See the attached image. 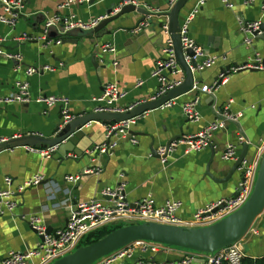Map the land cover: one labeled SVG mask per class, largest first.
I'll return each mask as SVG.
<instances>
[{
  "label": "crops",
  "instance_id": "1",
  "mask_svg": "<svg viewBox=\"0 0 264 264\" xmlns=\"http://www.w3.org/2000/svg\"><path fill=\"white\" fill-rule=\"evenodd\" d=\"M64 1L27 0L19 11L15 28L10 30L0 24V36L6 39L4 51L18 53L22 57V63L18 64L0 56V98L13 93L17 82H28L33 97L28 104L0 105V137L10 139L13 144L10 149H0V190L6 189L5 177L12 178L14 191L34 176L44 178L38 186L17 192L14 196L16 208L0 217V261L11 252L33 250L41 243L29 225L31 217L42 219L47 234L53 233L64 227L75 205L99 198L102 189L114 188L120 183L125 185L126 198L131 202L148 196L153 197L157 205L167 200L180 201L182 208L177 216L182 221H189L199 209L228 199L236 192L241 178L238 169L226 182H217L226 178L235 163L222 161L225 146L238 145L237 138L241 136L248 146L245 158L251 159L264 141V73L250 70L231 72L257 55L264 57V36L252 37L251 42L246 43L244 32L245 23L260 21L264 24V0H229L231 8L220 0H207L191 21L189 36L196 45L215 57L211 67L194 74L197 83L212 85L221 73L230 71L226 81L213 95L189 92L175 99L168 109L146 112L131 128L130 138L117 140L111 155H87L94 147L108 142V126L100 122L87 124L82 130L84 137L76 146L83 151L82 159L73 153H67V157L55 153L52 158L43 159L28 152L26 147L45 149L41 143L30 139L50 140L62 124L60 108L46 110L42 104L34 102L37 96L68 97L71 113L77 119L93 113L92 99L99 97L108 83H116L126 92V97L117 102L120 108L150 99L158 87L151 73L156 61L162 57L161 49L166 39L161 29L168 19L161 15L167 13L175 2L140 0L146 7L157 11L140 32L135 30L146 15L134 12L107 24L96 33L63 36L61 39L69 42L46 46L37 41L42 34L44 20L54 16L62 19L74 16L87 22L105 17L120 2L95 0L59 9ZM198 1L189 0L181 9L180 26ZM31 19L36 22H31ZM23 36L27 40L18 42L17 38ZM103 45H112L115 54H103L100 50ZM196 61L200 62L199 59ZM45 66L54 71L42 72ZM26 67H38L40 71L26 78L23 73ZM138 82L142 85L136 88ZM196 97L199 98L200 119L193 123L183 115L182 106ZM224 107L241 117L216 132L207 149L185 155L183 149L178 148L167 155L165 162L159 156H153V151L157 155L158 149L174 139L199 132L216 120L217 112ZM133 138L137 140L136 145L130 141ZM243 146L238 147V157ZM86 171L93 173L85 174ZM69 177L76 181L66 180ZM54 185L60 191L55 193ZM252 227L257 234L248 232L241 241V247L245 257L256 260L264 258V214ZM145 256L136 255L113 264H138L148 260L156 264H173L183 256V252L171 249L167 253ZM191 264L203 263L195 260Z\"/></svg>",
  "mask_w": 264,
  "mask_h": 264
},
{
  "label": "built area",
  "instance_id": "2",
  "mask_svg": "<svg viewBox=\"0 0 264 264\" xmlns=\"http://www.w3.org/2000/svg\"><path fill=\"white\" fill-rule=\"evenodd\" d=\"M27 0H0L2 14L0 15V24L7 29L15 28L19 20V11L23 8ZM207 0H199L194 10L183 21L179 29V37L183 51L184 61L189 64L191 58L186 55V50H192L194 59L200 60L196 71L200 72L211 67L215 63V57L208 54L202 47L195 44L189 36V26L195 15L198 13L201 5ZM226 7L231 8L229 0H220ZM90 3V0H65L64 4L59 7L63 9L75 3ZM176 0H171V4ZM125 6H133L135 9L143 8L148 12L138 27L136 32L148 26L152 16L157 14V11L143 5L140 0H120L119 5L114 8L112 14L118 13ZM150 9L148 11V9ZM264 8V6H263ZM105 17L93 19L91 21H82L74 16L67 19H62L59 16L44 20L42 25V34L37 38V41L43 42L46 46L60 45L61 38L51 40L47 38V33L50 28H55L61 36L73 30L89 31L94 29ZM168 22L162 26V33L166 37L164 45L161 49L162 57L156 61L151 73L157 82V91L155 95L148 100L132 104L126 108L117 106V102L126 97V92L122 90L116 83H108L104 85L102 93L99 97L93 98L94 113H124L131 111L136 106L147 101H154L165 95L168 91L179 87L184 80V73L179 66L174 52V44L171 39V34L168 28ZM60 25V26H59ZM260 21L253 23H245L244 32L246 34V43H250L253 33L259 30ZM244 26V25H243ZM27 40L26 36L18 37L17 41ZM6 41L4 36H0V56L6 57L8 60H13L18 64L22 63V57L18 53H8L3 49V44ZM54 41V42H52ZM103 54H115V49L112 45H103L100 48ZM114 66L116 63L113 64ZM21 67H19L20 69ZM246 70H255L264 73V57L257 55L254 59L247 61L245 64L231 69L232 73H237ZM40 68L26 67L23 69L26 78L38 74ZM41 71H54V69L45 66ZM229 72L221 73L217 81L212 85H200L194 81L191 92H199L201 94L213 95L218 89V86L224 83L229 75ZM142 82L136 84V88L140 87ZM15 91L7 97L0 98V105L11 104H28L33 100L30 93L28 82H17L14 85ZM174 100L165 103L160 109H168L173 106ZM34 102L42 104L45 109L59 107L61 113L62 128L65 124L74 119L71 113V101L68 97L62 95H39L34 99ZM199 98L196 97L192 101L185 103L182 106V113L190 122L199 121L198 111ZM217 119L209 123L199 132L194 135L183 137L179 140H174L169 146L161 147L157 150L159 158L165 162L169 153L182 148L185 155L192 152H200L207 149L211 143L213 135L216 132L225 129L226 124L236 122L241 115H234L229 112L228 107H224L217 112ZM137 118H132L117 124L108 126L106 139L107 143L94 147L87 155L106 154L111 155L117 146L118 139L130 138L129 132L136 124ZM128 138V139H129ZM238 145L227 144L221 155L222 161H236L238 158V147L245 145V139L238 136ZM10 141L8 138L0 137V146L5 145ZM133 145L137 144L136 139L130 140ZM30 153L38 154L43 159H50L56 153L57 147L45 149L25 148ZM264 153V141L258 148L257 154L251 159H244L238 168L241 173V178L238 183L234 196L228 199H221L217 202H212L194 213L191 220L182 221L178 218L177 213L182 208V203L176 200H167L162 205H157L153 197L148 196L137 201H128L125 194V185L120 183L114 188L106 187L100 191L99 198L92 199L88 202L78 203L69 212L64 227L53 233L47 234V229L42 219L39 217H31L29 225L36 235L41 238V243L33 250L25 252H11L0 264H52V262L61 259L62 257L72 253L80 247V244L91 234L99 230L105 229L107 226H115L118 223L123 224H140L146 222L182 226L187 228H198L212 225L230 214L238 210L250 197L262 155ZM85 174H92L93 171H86ZM66 180L76 181L75 178L69 177ZM44 178L34 176L30 180L24 182L17 187V190H12V178L5 177V190H0V217L5 213L12 212L16 208L14 196L17 192H23L26 188L35 187L41 184ZM54 192L60 191L57 186H53ZM66 194L68 191H65ZM55 195L53 194L52 199ZM67 199L65 202L67 203ZM65 203V204H66ZM256 235L257 230L253 227L249 230ZM176 249L149 241H137L124 248H121L112 254L98 260L94 264H113L118 261H125L138 255L139 257H152L156 254L168 252ZM180 249H178L179 251ZM74 252V251H73ZM183 256L173 264H191L195 260L202 261L203 264H242L245 258L241 241L233 243L227 247L221 248L212 253L196 252L182 250ZM145 256V257H146ZM144 258V257H143ZM138 264H156L148 261H139Z\"/></svg>",
  "mask_w": 264,
  "mask_h": 264
},
{
  "label": "water",
  "instance_id": "3",
  "mask_svg": "<svg viewBox=\"0 0 264 264\" xmlns=\"http://www.w3.org/2000/svg\"><path fill=\"white\" fill-rule=\"evenodd\" d=\"M94 1L95 0H90V3ZM188 1L189 0H176L170 10L161 15L163 17H167L168 19V28L174 44L175 58L184 73L183 83L179 87L168 91L157 100L142 103L131 111L124 113L93 112L83 117L73 119L62 128H58L56 135L50 140L41 138L30 140H35L41 143L44 148L56 146V153H59L61 157H67V153H73L75 157L82 159L84 156L83 151L77 149L76 146L79 140L84 137L82 130L87 124L100 122L103 125L110 126L132 118H137L146 112L159 109L165 103L191 92L195 81L194 74L197 73L196 69L198 67V63L194 59V53L192 50H186V55L191 58L189 64L184 61L179 37V13ZM113 10L114 8L109 10L106 15L107 17L94 29L89 31L73 30L67 32L63 36H69L72 34L87 35L86 33L91 32L96 33L102 30L107 24L121 18L124 15L134 12L148 15V12L145 9H135L133 6H125L116 14H112ZM31 22L34 23L36 20L31 19ZM260 35L264 36V24H261L259 30L253 33L254 37ZM63 36L57 33L55 28H50L47 33L48 39L62 38ZM65 42L69 41H63L61 39V43ZM170 143H168L167 146H169ZM11 144L12 141H9L7 144L1 145L0 149H10L13 145ZM247 152L248 146L244 145L238 159L235 161L226 178L217 181L218 183L226 182L232 176V174L240 167L242 161L247 155ZM152 154L153 156L158 157L154 151ZM207 175L210 176V174ZM263 214L264 154L260 161L256 181L250 197L238 210L226 218L212 225L198 228H187L152 222L129 224L112 231L96 242L77 248L74 252L54 261L52 264H94L98 260L137 241H149L187 251L212 253L233 243L242 241L252 228L256 219Z\"/></svg>",
  "mask_w": 264,
  "mask_h": 264
},
{
  "label": "trees",
  "instance_id": "4",
  "mask_svg": "<svg viewBox=\"0 0 264 264\" xmlns=\"http://www.w3.org/2000/svg\"><path fill=\"white\" fill-rule=\"evenodd\" d=\"M126 225H123V226H126ZM123 226H118V225L117 226H113V229L111 231L110 230H106V229L99 230L96 233H93V234L89 235L84 240L83 246H86V245H89V244H91L93 242H96L97 240L103 238L104 236L108 235L112 231H114V230H116L118 228H121ZM242 264H264V258L253 260V259H251L249 257H245L243 259V261H242Z\"/></svg>",
  "mask_w": 264,
  "mask_h": 264
},
{
  "label": "rangeland",
  "instance_id": "5",
  "mask_svg": "<svg viewBox=\"0 0 264 264\" xmlns=\"http://www.w3.org/2000/svg\"><path fill=\"white\" fill-rule=\"evenodd\" d=\"M123 225H126V224L118 223V226H123ZM115 226H117V225H115ZM105 229L111 231V230L113 229V226H112V225H111V226L109 225V226L105 227ZM245 237H246V236H245ZM245 237H244V238H245ZM244 238H243V239H244ZM243 239H242V240H243ZM83 242H84V241H83ZM83 242L80 244V246H83ZM174 248H176V247H174ZM176 249H179V248H176ZM180 250H182V249H180ZM73 251H75V250H73ZM73 251H72V252H73ZM52 263H53V262H52Z\"/></svg>",
  "mask_w": 264,
  "mask_h": 264
}]
</instances>
